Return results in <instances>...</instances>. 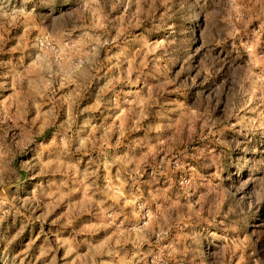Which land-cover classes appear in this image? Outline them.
Returning a JSON list of instances; mask_svg holds the SVG:
<instances>
[{"label": "clouds", "instance_id": "obj_1", "mask_svg": "<svg viewBox=\"0 0 264 264\" xmlns=\"http://www.w3.org/2000/svg\"><path fill=\"white\" fill-rule=\"evenodd\" d=\"M264 0H0V264H264Z\"/></svg>", "mask_w": 264, "mask_h": 264}, {"label": "rangeland", "instance_id": "obj_2", "mask_svg": "<svg viewBox=\"0 0 264 264\" xmlns=\"http://www.w3.org/2000/svg\"><path fill=\"white\" fill-rule=\"evenodd\" d=\"M261 223H264V221H262ZM254 227L256 230H260V231L264 232V228L260 227V225L256 224L255 222H254Z\"/></svg>", "mask_w": 264, "mask_h": 264}]
</instances>
